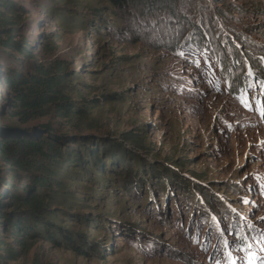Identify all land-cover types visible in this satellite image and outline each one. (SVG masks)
Segmentation results:
<instances>
[{
	"label": "rangeland",
	"instance_id": "1",
	"mask_svg": "<svg viewBox=\"0 0 264 264\" xmlns=\"http://www.w3.org/2000/svg\"><path fill=\"white\" fill-rule=\"evenodd\" d=\"M3 2L15 7L34 59L66 61L77 79L80 97L73 100L89 107L82 121L49 116L32 124L90 141L92 151L124 147L159 173L137 171L129 160L145 184L123 188L119 172L128 167L116 158L105 161L107 188L79 182L72 191L82 206L58 212L65 228L82 231L97 250L87 257L42 240L24 250L7 246L11 240L2 236V264H230L229 251L236 264H264V119L237 99L249 65L264 83V0H164L154 6L136 0L127 10L110 9L105 0ZM69 16L86 19L83 28ZM20 58L0 49V123L9 119L1 77L4 69H21ZM125 133L141 146L125 143ZM158 167L203 191L191 190L195 199L183 188L162 189ZM113 188L120 191L116 196L109 195ZM237 230L249 237L251 256L225 247L223 240L233 242ZM7 249L17 253L15 261L4 258Z\"/></svg>",
	"mask_w": 264,
	"mask_h": 264
},
{
	"label": "trees",
	"instance_id": "2",
	"mask_svg": "<svg viewBox=\"0 0 264 264\" xmlns=\"http://www.w3.org/2000/svg\"><path fill=\"white\" fill-rule=\"evenodd\" d=\"M147 1L152 6L164 2ZM105 2L110 9L127 10L134 6L136 0ZM1 7L8 11L0 13V49L18 53L20 61L25 64L21 65L27 66V71L23 66L19 70L10 67L4 69L1 77L7 90L2 102L6 106L4 114L9 119L0 123V186L4 187L0 191V243L4 242L2 236H6L11 240V243H6L7 246L14 244L27 250L31 244L42 240L55 248L88 257L86 252L89 250L92 253L97 250L96 247L82 231L71 232L58 219L61 208L72 212L77 206H82V201L72 191L73 186H80L79 182H97L100 188L106 189V181L111 179L105 178V175H109L106 173L105 161H112L114 158L121 160L130 171L119 172L123 188L131 183L137 188L145 184V180L137 179L142 172L135 176L129 160L134 162L137 171L144 168V174L148 170V174L157 176V170L130 154L124 147L111 144L114 147L112 149L102 146L92 151L88 147L90 141L79 143L66 136H59L50 124H32L49 116L82 121L87 118L89 107L81 109L77 106L78 102L73 100V96H80L73 84L77 79L68 63L62 60L49 64L36 61L31 53L32 45L20 33L15 7L0 0ZM69 18L78 22V28H83L80 23H84L86 19L80 20L74 16ZM79 103L85 104L86 101L80 100ZM122 137L125 143L141 146L130 133H125ZM72 144L77 145L86 159L73 150ZM113 165L112 163V167ZM157 169L164 172L163 176L159 174L163 183L158 184L162 189L168 188L164 187L165 184L176 190L183 188L195 199L191 190L203 191L200 186L190 183L170 169ZM119 192V189L113 188L109 195L116 196ZM67 217L74 220L82 218L76 214H67ZM81 222L80 224H87L86 221ZM5 252L4 258L7 261L16 260L17 253L14 249H7ZM2 262L4 261L0 258V264Z\"/></svg>",
	"mask_w": 264,
	"mask_h": 264
},
{
	"label": "snow or ice",
	"instance_id": "3",
	"mask_svg": "<svg viewBox=\"0 0 264 264\" xmlns=\"http://www.w3.org/2000/svg\"><path fill=\"white\" fill-rule=\"evenodd\" d=\"M198 66V65H197ZM247 84L246 87L242 88L240 95L237 97L241 105L249 111H256L262 119H264V83H260L259 76L254 70L253 66L249 65L246 71ZM259 85V90L257 87ZM227 88L230 91L232 89V83L227 84ZM219 89H217L218 91ZM264 219V218H262ZM247 227L251 230L254 226L249 224ZM230 234H233L232 229H226ZM261 238L264 239V233L261 234ZM239 241L240 243H236ZM249 237L245 234L242 235L240 231H235L233 235V242H229L226 238L223 240V243L226 248H231L234 251H245L250 256L252 244L248 242ZM246 245V246H242ZM230 264H236L235 259L232 257V252L227 253ZM251 264V260H249Z\"/></svg>",
	"mask_w": 264,
	"mask_h": 264
}]
</instances>
